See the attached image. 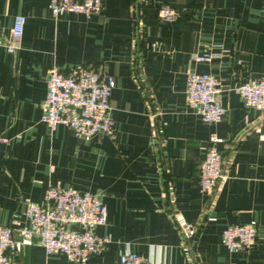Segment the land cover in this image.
<instances>
[{"label":"crops","instance_id":"crops-1","mask_svg":"<svg viewBox=\"0 0 264 264\" xmlns=\"http://www.w3.org/2000/svg\"><path fill=\"white\" fill-rule=\"evenodd\" d=\"M47 3L0 0V224L19 238L26 203L41 202L48 184L72 185L105 204L93 231L109 239L80 263L46 253L32 236L9 264H116L122 251L157 264H264V109L245 105L237 90L264 76V0H102L88 15L53 14ZM161 3L175 9L173 19L158 17ZM16 13L23 29L7 51ZM203 51L212 58L195 60ZM52 65L113 77L111 135L79 136L42 120ZM188 69L216 76L221 120L204 121L187 106ZM213 132L224 177L204 192L200 162ZM245 222L256 225V244L228 250L222 229Z\"/></svg>","mask_w":264,"mask_h":264},{"label":"built area","instance_id":"built-area-1","mask_svg":"<svg viewBox=\"0 0 264 264\" xmlns=\"http://www.w3.org/2000/svg\"><path fill=\"white\" fill-rule=\"evenodd\" d=\"M102 0H48L51 13L80 12L88 15L101 8ZM157 15L170 20L175 9L161 3ZM137 17V18H136ZM140 16L134 14L133 36L140 35ZM24 15L16 13L10 27V39L5 45L12 51L21 35ZM211 51L195 53L194 59L209 61ZM114 85L110 74L87 66H71L66 71L52 65L45 78L42 120L53 128L57 124L69 127L75 135H111L114 120L109 112L108 94ZM245 105L264 109V76L248 78L237 87ZM216 76L209 71L188 69L185 76V94L188 107L204 121L217 122L225 114L219 95ZM264 136V133L262 134ZM4 138L0 136V140ZM207 148L200 162L199 183L204 192L211 191L224 177L223 155L217 147L221 140L211 133ZM26 223L17 229L14 237L9 225L0 224V264H9L19 243L36 236L46 253L60 251L70 259L83 263L90 255L99 254L109 237L97 234L93 228L103 224L106 206L93 192L72 185L48 184L41 202H27L24 208ZM193 226V225H191ZM221 243L231 251H248L257 242V228L253 222L228 224L221 231ZM116 264H157L154 259L132 251H122Z\"/></svg>","mask_w":264,"mask_h":264}]
</instances>
